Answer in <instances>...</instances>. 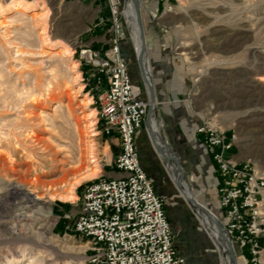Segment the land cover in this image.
<instances>
[{
	"label": "rangeland",
	"instance_id": "374dc122",
	"mask_svg": "<svg viewBox=\"0 0 264 264\" xmlns=\"http://www.w3.org/2000/svg\"><path fill=\"white\" fill-rule=\"evenodd\" d=\"M8 1L0 0V264H88L87 241L72 230L74 215L84 187L107 177L120 149L116 136L102 133L87 68L78 59V46L92 39L85 22L63 19L69 9L62 0H40L31 14ZM140 15L159 103L151 116L159 140L179 158L195 199L224 222L215 168L194 130L206 121L234 133L236 158L264 172V0H140ZM120 17L128 72L147 99L123 9ZM90 120L100 165L93 177L86 150ZM138 137L150 163L156 154L144 124ZM155 172L186 264H225L202 218L176 189L169 165L161 162ZM70 187L76 200L65 199ZM234 252L237 264H246ZM261 259L264 264V252Z\"/></svg>",
	"mask_w": 264,
	"mask_h": 264
},
{
	"label": "built area",
	"instance_id": "2783aa9c",
	"mask_svg": "<svg viewBox=\"0 0 264 264\" xmlns=\"http://www.w3.org/2000/svg\"><path fill=\"white\" fill-rule=\"evenodd\" d=\"M106 1L109 47L102 52L79 48L78 59L87 68L85 81L96 96L102 133L118 139L120 151L113 166L121 175L84 187L72 230L87 241L88 264H185L174 246L165 199L155 193L154 180L142 169L135 147L149 103L142 99L121 55L126 32L120 17L122 0ZM196 134L215 166V198L233 248L246 264H262L264 172L250 160L236 158L234 133L225 134L202 121Z\"/></svg>",
	"mask_w": 264,
	"mask_h": 264
},
{
	"label": "crops",
	"instance_id": "0c3cea01",
	"mask_svg": "<svg viewBox=\"0 0 264 264\" xmlns=\"http://www.w3.org/2000/svg\"><path fill=\"white\" fill-rule=\"evenodd\" d=\"M17 1L21 2V4H23V5L32 6L30 11H28L25 14H31L35 10L36 7H38V6L41 7L40 0H17ZM60 5L63 7H67L69 9L68 11H64V13L62 14V16L64 17L63 19H67L70 22H76V21L85 22L87 27H88L84 31V33H88L92 40L89 44L80 45V46H78V48H91L93 50H98V51L102 52L109 47L108 40H109L110 35H109L108 31H109L110 23L108 22L109 9H108V4H107L106 0H62V1H60ZM91 43H95V44L91 45ZM121 46H122V44H121ZM141 97L143 100L148 101V96H147V99L143 96H141ZM178 103L179 102L177 100H171L169 102V104H173V105L178 104ZM158 104L159 103H157V101L155 99V107ZM155 107H154V110H155ZM154 110H153V112H154ZM153 112H152V114H153ZM143 124H144V122H143ZM198 126H199V123L195 127L194 136L196 137V140L199 142L200 146L203 147L206 154L210 158V155H209L208 151L206 150L205 146L202 144L200 137L196 134V129ZM144 128H145V132L149 138L145 124H144ZM138 134H139V130L135 134L134 142H135V147L137 150L140 165H141L142 169L144 170V172L149 177H151L152 179H159L158 178L159 176H157L155 171L160 172L161 171V162L166 163V161H164L158 155V153L155 151V149H154V147L150 141V138H149V141L151 143V147L153 148L156 155H152V161L150 163H149V161H147V159L145 160V158L142 156L141 150L139 148L140 140H139ZM119 151H120V149H119ZM210 162L212 163L211 158H210ZM212 165L214 166L213 163H212ZM214 168H215V166H214ZM215 174H216V170H215ZM120 175H121V173H119L118 171L113 169L112 171H110L108 173L107 177H118ZM216 178H217V174H216ZM217 184H218V180L216 179L215 190H216ZM154 190H155L156 194L161 195V187L157 186L156 183L154 184ZM79 205H80V203H79ZM79 205L77 206V210H76V213L74 215V219H75V216L77 215V212L79 210ZM174 246H175V241H174ZM175 248H176V246H175ZM178 253H179V251H178ZM180 255L185 259V257L182 254H180ZM186 263L187 262L185 259V264Z\"/></svg>",
	"mask_w": 264,
	"mask_h": 264
},
{
	"label": "water",
	"instance_id": "95a60500",
	"mask_svg": "<svg viewBox=\"0 0 264 264\" xmlns=\"http://www.w3.org/2000/svg\"><path fill=\"white\" fill-rule=\"evenodd\" d=\"M129 2H130L131 6L134 10L135 20H136V24H137V28H138V50L136 51L135 59H136L137 67L139 70L140 79L146 88L147 96H148L149 107H148L147 114H146L145 119H144V124H145V127L147 129L150 141H151L155 151L158 153V155L164 161H166V163L169 166L173 165L175 167V171L177 174V179L175 181V187L178 190V192L180 193V195L186 199V201H187L186 204L189 205V207H191L197 214L198 213L202 214L200 216L201 218H203V216H204L205 218H207L212 223V228H213L212 231H214V233H216V235L218 236V246L221 250L222 256L226 260V264H237L234 248L231 244L230 238L227 236V234L225 232L223 224L221 223V221L219 219H217V217H215L212 214V212L209 209H207L205 206L200 204L195 199V197L193 195L192 196L194 198L184 196L183 184L187 187V189H189V186L187 184V179H186L185 173H184V171L180 165V162H179L177 156L170 149H169V152L171 155H173V158L171 156H166L165 154L162 153V151L159 147V144L157 143V137L158 138H160V137H159V135H156L155 132L153 131V128H152V122L153 121L151 118L152 112H153L154 107H155V92H154L152 81H150L146 77L144 69H143V58H144V56H146V48H145V35H144L143 24H142L141 15H140V0H131V1L130 0H122V9H124L125 6L127 5V3H129ZM126 25L129 28L127 22H126ZM121 55H122V57H125L123 51H122ZM189 191H190V189H189ZM190 193H191V191H190ZM211 239L213 240L212 237H211Z\"/></svg>",
	"mask_w": 264,
	"mask_h": 264
},
{
	"label": "bare ground",
	"instance_id": "6f19581e",
	"mask_svg": "<svg viewBox=\"0 0 264 264\" xmlns=\"http://www.w3.org/2000/svg\"><path fill=\"white\" fill-rule=\"evenodd\" d=\"M7 4L10 5L13 9H16V11L21 10L24 13H27L32 8V6L23 5V4H21V2H19L17 0H10V1H8ZM123 15H124V17L126 19V22H127L128 26H129L130 38H131V41H132V44H133L134 55H136V51L138 50V28H137V24H136V20H135L134 10H133L130 2L127 3L125 8L123 9ZM44 30H45V27L42 28L41 35L45 34ZM44 39H45V37H44ZM49 46H53V45L50 44ZM64 51H65V53H66V55L68 57H70L72 55V51H69V50H64ZM76 67H77V64L74 63V64H72L70 66V70H71V73L74 75V79L76 81H78L79 74H78V72L76 70ZM143 69H144L146 77L151 81V78H150V75H149V67L147 65L146 56H144V58H143ZM89 123H90L89 127H88L89 128V141L87 142L86 150L88 151V156H89L88 157V164H89V168H88V172L89 173H88V175L90 177H93V176L97 175L98 173H100V165L97 162V160L94 158V155H93L94 150H95L94 139L93 138L97 135L95 133L94 129H93V126H94L93 120L92 121L90 120ZM152 128H153V131L155 132V134L158 135L157 134V128H156L154 122H152ZM90 139H91V141H90ZM157 143L159 144V147H160V149H161L163 154H165L166 156H171L173 158V155H171L170 152H169V147L165 143L161 142L158 137H157ZM178 160H179V158H178ZM169 167H170V169L173 172L171 174V176H172L171 178H172V181L175 184V181L177 179V174H176V171H175V167L173 165H171ZM73 190H74L73 187H70L68 189L65 199L75 200L74 195H73ZM183 193H184V196H186V197L194 198L192 196V194L190 193L189 189H187V187L184 184H183ZM182 198L185 200V202H187L184 197H182ZM198 215L200 217L202 214L198 213ZM202 223H203L205 229L207 231L211 232L210 236L213 238L214 244L216 246H218V236L216 235V233H214V231H212L213 230L212 223L207 218H205L204 216L202 218ZM225 264H226V260H225Z\"/></svg>",
	"mask_w": 264,
	"mask_h": 264
}]
</instances>
